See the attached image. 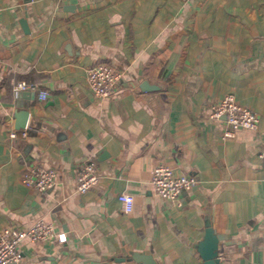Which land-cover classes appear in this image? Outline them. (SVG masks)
<instances>
[{
	"label": "crops",
	"instance_id": "crops-1",
	"mask_svg": "<svg viewBox=\"0 0 264 264\" xmlns=\"http://www.w3.org/2000/svg\"><path fill=\"white\" fill-rule=\"evenodd\" d=\"M98 63L121 74L111 97L87 87ZM229 93L258 124L224 138L209 112ZM263 147L264 0H0V229L43 218L65 236L22 243L16 264H202L206 223L219 264H261ZM79 161L99 177L83 193ZM158 162L196 177L180 205L153 191ZM33 164L51 188L21 183Z\"/></svg>",
	"mask_w": 264,
	"mask_h": 264
},
{
	"label": "built area",
	"instance_id": "built-area-1",
	"mask_svg": "<svg viewBox=\"0 0 264 264\" xmlns=\"http://www.w3.org/2000/svg\"><path fill=\"white\" fill-rule=\"evenodd\" d=\"M120 75V72L110 64L98 63L86 69V84L94 97H111L116 92ZM33 87L31 83L20 81L15 84L14 89L19 91ZM39 97L45 99V92H41ZM221 116L225 119L222 132L224 138L233 137L238 128L254 129L258 124L257 112L241 105L230 93L210 105L209 117ZM14 135V132L10 133V137ZM257 156L259 159H264V147L258 151ZM55 176V169L33 164L25 168L20 181L29 189L43 192L54 185ZM98 179L92 161L77 162L75 189L78 193H83L96 185ZM150 182L157 195L173 204L180 205L182 193L194 187L197 179L194 175L177 173L168 164L158 162L151 169ZM117 199L122 212L128 213L132 210L133 195L121 192L117 195ZM51 240L62 242L65 236L43 218L36 219L28 227L5 226L0 229V264L19 263L23 256L21 245L24 242L39 243Z\"/></svg>",
	"mask_w": 264,
	"mask_h": 264
},
{
	"label": "water",
	"instance_id": "water-1",
	"mask_svg": "<svg viewBox=\"0 0 264 264\" xmlns=\"http://www.w3.org/2000/svg\"><path fill=\"white\" fill-rule=\"evenodd\" d=\"M143 86L148 87L145 82ZM219 238V235L214 232L212 226L206 223L203 237L196 245L197 251L202 259V264H219L217 255ZM142 262L144 264H157L151 257H143Z\"/></svg>",
	"mask_w": 264,
	"mask_h": 264
}]
</instances>
